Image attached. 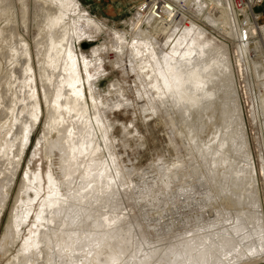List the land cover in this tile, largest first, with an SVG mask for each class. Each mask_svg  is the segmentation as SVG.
Returning a JSON list of instances; mask_svg holds the SVG:
<instances>
[{
  "label": "bare ground",
  "instance_id": "bare-ground-1",
  "mask_svg": "<svg viewBox=\"0 0 264 264\" xmlns=\"http://www.w3.org/2000/svg\"><path fill=\"white\" fill-rule=\"evenodd\" d=\"M27 1L17 0L16 5V0H0V220L10 199L29 137L43 115L37 84L45 106V126L37 142L42 161L34 170L28 168L22 179L10 219L0 239V260L6 258V264H167L170 249L148 255L151 257L146 260L148 256L143 245L149 235L166 234L164 230L173 220L177 208L165 209L156 217H149V226L142 220L140 222L137 213L131 208L128 210L129 207L122 215L106 217L105 225L98 219L100 212L96 215L97 219L93 218L101 205L98 202L102 203L105 198L102 193L108 195L115 187V179L110 176L109 170L117 160L111 151L109 136L102 128L103 112L107 114L111 105L101 99L97 86L104 71L101 60L90 65L82 58L86 74L84 79L75 52L76 40L85 36L89 38L90 29H93L108 35L115 51L127 56L126 64L119 61L118 66L138 77L140 85L136 86V93L146 98L149 93L157 95L159 106H165L169 99L178 108L183 107V99L194 105L199 92L204 95L206 85L211 82L212 72L205 70L213 61L211 51H216L215 63L225 62L222 68L229 75L222 77L221 82L222 85L230 83L225 89V97L232 98V102L223 109V125L225 123L226 128L222 126L225 132L228 124L233 123L236 131H240L243 146L247 148L243 160L246 167L243 164L238 173L229 164L227 171L214 184L216 191L228 193L232 190L229 196L226 195L227 200L237 207L234 212L228 213L232 226L225 235L216 239L214 245H206L213 240L211 236L186 243V250L198 249L200 252L199 256L188 258L186 264H196L198 257L205 258L211 247L215 249V256L225 257L218 258L221 264H264V209L249 155L240 95L231 69L235 64L231 63L228 45L222 43L214 48H200L198 40L205 33L204 27L190 21L184 25L169 23L168 19L157 20L147 11L137 15L132 26L131 43L126 41L123 32L112 31L100 22L91 24L88 16H81L85 27L76 28L68 14L70 9L78 10L74 0H35L39 7L34 10L31 24ZM190 2L198 9L197 17L220 34H225L229 24L235 22L233 0ZM192 4L186 2V9L189 10ZM19 23L26 34L32 36L33 52L25 38L16 31ZM253 29L250 28V32ZM258 30L264 33V25ZM70 31L77 32L76 40L74 35L69 38ZM256 47L262 45L256 44ZM236 63L237 66L242 65V59L237 58ZM92 67L101 73L94 74ZM85 85L91 103L87 101ZM146 107L153 110L150 101ZM185 108L188 110L186 105ZM227 131L221 134L216 146L202 152V164L207 165L213 160L211 165L217 174L224 155L232 147V144H227L230 138ZM99 133L103 134L107 156L103 153L104 148L100 147ZM200 167L196 164L193 172ZM245 172L251 174L250 187L245 183ZM50 175L55 181V188H50ZM102 181L105 182V189ZM251 201L256 205V235H253L255 228L247 226L248 222L244 221L249 220ZM120 202L112 207L120 209ZM33 217L32 225L30 220ZM87 217L95 220L89 223ZM130 217L133 218L131 222ZM25 228L27 237L22 251L11 256L15 249L18 250L17 245ZM85 228L89 229V233L84 231ZM156 256L158 258L155 259Z\"/></svg>",
  "mask_w": 264,
  "mask_h": 264
},
{
  "label": "rangeland",
  "instance_id": "rangeland-1",
  "mask_svg": "<svg viewBox=\"0 0 264 264\" xmlns=\"http://www.w3.org/2000/svg\"><path fill=\"white\" fill-rule=\"evenodd\" d=\"M172 1L180 2V0ZM73 2L78 5V10L70 9L68 14L70 18L73 19L76 28L83 29L86 23L81 19V16H88L92 21L91 24H94L96 21L103 23L105 26L112 29V31L118 33L123 32L126 41L131 43L133 40L132 26L134 22H136L137 15L141 13L139 6H141L145 0L134 8L126 9L125 12L116 17L106 15L94 4H84L82 0H74ZM27 3L30 23L33 19L34 10L39 7V3L35 2V0H28ZM188 3L192 4L190 1H188ZM16 5H18L17 0ZM188 12L192 15L189 20L190 22L205 28L204 35L198 40L200 48H214L219 44L225 43L229 47L230 56L234 52L236 55H239L240 50H243V48L245 49L246 45H249L251 48L252 46L256 47V44H260L263 48L264 33L262 30L254 28L247 41L240 42L236 20L234 22L235 24H229L228 31L225 34H220L217 29L205 25L203 21L197 17L198 9L195 4H192V7L187 10V13ZM187 13L184 11L182 13V18H185ZM247 15L248 12L246 11L244 16ZM182 20L183 19L172 21V23L183 24ZM262 20H264V18ZM71 25L72 22H70V26ZM16 31L25 38L33 52L32 36L26 34L20 23L19 26L16 25ZM32 32L33 30L30 31L31 34ZM255 34L259 37L255 38ZM72 35H74L75 40L78 38L77 32L74 34V32L70 31L69 38ZM237 39H239V41ZM75 46V52L80 62L79 67L81 69L82 78L85 79L86 77L82 58L90 62V65L98 59L101 60L104 71L101 73V71H96L93 67L91 70L96 75L100 73L103 74L97 86L101 91V99L108 101L111 106L107 114L103 112L102 128L108 134L111 151L115 153V157L117 158L115 164L110 163L111 170H109L110 176L112 175L113 180L115 179L116 181H114L113 184L115 187L108 195L102 193V197L105 196V198H103L104 202L105 199L106 202L104 203L103 199L102 203H100L101 201L98 202L101 205L98 206V212H95L96 214L94 213L93 218L97 219L98 217L96 215L101 213L98 219L101 220V223L104 221V224H102L105 225L106 219L110 218L113 214L122 215L129 207L128 210L131 208L137 213L140 222L142 220L146 226H149L151 225L149 217H156L158 214L164 212L165 209L167 210L175 207L178 211L174 214L173 220L164 230L166 234L160 236L155 234L149 235L145 240L143 249L147 256H152L164 249H170V255L166 258L167 264H186L188 258L200 255L198 249L194 251L186 250L184 246L186 243L200 237L211 236L213 240L206 243V245H214L216 239L225 235L227 229L232 226V220L228 219V213L234 212L237 207L226 198V195L229 196L232 190H229L228 193H222L214 189V184L218 177L227 171V166H229V164L235 167V172L238 173L243 164L246 167L243 160L245 159L244 152L247 148L243 146L240 131H236L234 124L230 123L224 132L223 126L226 124L224 123L223 125V109L224 107H228L232 102V98L225 97V89L228 88V84L230 83L226 82L222 85L221 82L222 77H227V75H229L227 70L222 68L225 62L218 61L215 63L214 57H216L217 54H215L216 51L214 49L212 50L213 52L211 51L213 61L211 60L205 68L206 71L212 72L210 74L211 82L206 85L207 90L204 93L205 96L203 94L200 95L199 92V96L195 99L194 105H190V102L183 99V107L178 108L176 105L174 106L172 100L169 99L165 106L160 105V107L157 95L149 93L148 98H146L147 96L142 97L136 93V86L140 85L138 77L135 76L134 73L126 71L122 66V68L119 67L120 62L126 64L127 56L124 53L120 54L115 51L112 39L108 35L90 29V37H80L78 41L76 40ZM239 69L242 72L243 66L240 65ZM233 76L236 79L235 86L238 87L236 71H234ZM37 87L43 115L32 135L29 137L30 140L24 152V157L17 173L10 199L1 217L0 239L10 219L12 205L26 171L28 168L34 170L40 165V160L42 161L41 151L37 146V142L41 138L45 126V106L39 84H37ZM115 87H118V91H115ZM85 95L87 101L91 103L87 85H85ZM149 101L153 107L151 111L146 107ZM260 103H262V108L264 110V96L260 98ZM185 105L188 110H185ZM156 106L157 108H155ZM241 109L244 118L246 138L248 140V150L250 151L249 155L259 184V197L264 209V152H262V163H260L253 151L251 139L247 131V124L251 122L253 114L247 111L242 104ZM165 111L170 114H167ZM211 115L213 117H211ZM128 125H131L130 129ZM233 127L234 130L232 129ZM226 131L228 132L227 137H230L228 140L229 143L227 142V144H232V147L228 153L224 155L225 158L222 160L217 174L214 173L213 166L211 165L213 160L209 161L207 165L202 164L201 161H203L202 157L204 156L202 152L204 153V151L210 150L207 149L209 147L213 148L216 146L219 143L220 136L225 134ZM100 134L101 133H99V140L101 138L100 147L101 149L104 148L103 153L107 156L105 145H103V134ZM179 164H182L181 168ZM196 164L201 165V167L198 168L197 172H193ZM118 174L119 177H117ZM122 176L124 177L123 179ZM250 176L251 174L249 172H245V183L247 187L251 186ZM102 185L104 186L105 182H103ZM103 188L105 189V186ZM120 199L122 200L121 202ZM107 201L110 203H107ZM116 202L117 204L118 202L121 203L120 209L118 208L116 210L115 207H112L116 205ZM112 208L115 210L113 209V211ZM249 208V220L245 219L244 221L248 222L247 226L255 228L253 232L255 234L253 235H256L258 234L256 231V205L251 201ZM128 210H126V212ZM93 218L87 217L89 223L95 220ZM34 220L35 218L33 217L30 220V224L33 225ZM87 220L85 222H88ZM129 221H133V218L130 217ZM102 228L103 227H101V229ZM26 231V228L23 229L24 234H22L21 242L19 241L17 245L18 250L15 249L14 254L12 253L11 256L22 251L23 241L27 237ZM84 231L89 233V229L86 230L85 228ZM210 249L211 251L208 252L205 258L198 257L199 259L196 264H221L218 258L221 257L223 259L225 257L222 255L215 256L214 254L216 252L214 247ZM151 256H148L146 260ZM156 258H158V256H156L155 259ZM6 261V258L1 259L0 264H6Z\"/></svg>",
  "mask_w": 264,
  "mask_h": 264
},
{
  "label": "built area",
  "instance_id": "built-area-1",
  "mask_svg": "<svg viewBox=\"0 0 264 264\" xmlns=\"http://www.w3.org/2000/svg\"><path fill=\"white\" fill-rule=\"evenodd\" d=\"M188 1L192 0H180V2L172 0H145L139 6V10L142 13L146 11L150 12L152 17L157 20L163 21L168 19L167 22L171 23L172 21L183 19L182 23L188 25V21L192 17L191 13L188 12L186 14V19L182 18V13L187 11L186 2ZM233 7L237 14L235 20L238 25L237 33L240 42L247 41L251 35L250 28L259 29L264 25V20H262L264 18V0H233ZM246 11L248 15L244 16ZM254 37L257 38L259 36L255 34ZM239 39L237 40L239 41ZM230 58L231 63L233 61L235 64V68L231 66V69L233 74L234 71L237 74V91L240 94V102L247 111L253 114L251 122L247 124V131L257 160L262 163V152H264V110L262 103H260V98L264 96V48L255 46L250 48L249 45H246L245 49L240 50L239 55H236L234 52ZM237 58L242 59V72L239 69L240 66H237Z\"/></svg>",
  "mask_w": 264,
  "mask_h": 264
},
{
  "label": "crops",
  "instance_id": "crops-1",
  "mask_svg": "<svg viewBox=\"0 0 264 264\" xmlns=\"http://www.w3.org/2000/svg\"><path fill=\"white\" fill-rule=\"evenodd\" d=\"M84 4L98 6L108 16H119L143 0H82Z\"/></svg>",
  "mask_w": 264,
  "mask_h": 264
},
{
  "label": "snow or ice",
  "instance_id": "snow-or-ice-1",
  "mask_svg": "<svg viewBox=\"0 0 264 264\" xmlns=\"http://www.w3.org/2000/svg\"><path fill=\"white\" fill-rule=\"evenodd\" d=\"M133 43H135V41H133ZM165 59H167V58H165ZM157 91H159V89H157ZM128 128L130 129L131 125H128ZM49 185H50V188H55L56 187L55 181L53 180V177L51 175L49 176ZM69 195H71V193H69Z\"/></svg>",
  "mask_w": 264,
  "mask_h": 264
},
{
  "label": "water",
  "instance_id": "water-1",
  "mask_svg": "<svg viewBox=\"0 0 264 264\" xmlns=\"http://www.w3.org/2000/svg\"><path fill=\"white\" fill-rule=\"evenodd\" d=\"M86 45V44H85Z\"/></svg>",
  "mask_w": 264,
  "mask_h": 264
}]
</instances>
